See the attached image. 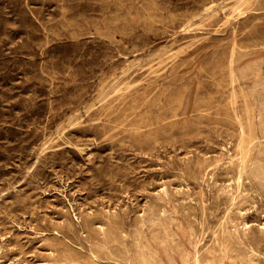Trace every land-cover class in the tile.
<instances>
[{
    "label": "rangeland",
    "instance_id": "1",
    "mask_svg": "<svg viewBox=\"0 0 264 264\" xmlns=\"http://www.w3.org/2000/svg\"><path fill=\"white\" fill-rule=\"evenodd\" d=\"M220 1L0 0V264H207L242 220L264 264V0Z\"/></svg>",
    "mask_w": 264,
    "mask_h": 264
},
{
    "label": "bare ground",
    "instance_id": "2",
    "mask_svg": "<svg viewBox=\"0 0 264 264\" xmlns=\"http://www.w3.org/2000/svg\"><path fill=\"white\" fill-rule=\"evenodd\" d=\"M134 1V0H133ZM218 1V0H217ZM222 1V0H221ZM220 1V2H221ZM235 1V0H234ZM238 1V0H237ZM241 1V0H240ZM246 1H248V0H246ZM245 1V2H246ZM29 2V1H28ZM227 2H229L228 0H227ZM226 2V3H227ZM244 2V1H243ZM243 2H241L242 4H243V7H244V5L247 3H243ZM225 3V4H226ZM137 4H138V2H137ZM235 4V3H234ZM233 4V5H234ZM251 4V3H250ZM77 5V4H76ZM241 5V4H240ZM239 5V6H240ZM248 5V4H247ZM246 5V6H247ZM252 5H254V3L252 4ZM28 6H29V4H28ZM157 6V5H156ZM236 6H237V3H236ZM245 6V9L246 8H248V6L246 7ZM250 6V5H249ZM255 6V5H254ZM254 6H253V8H254ZM257 6V5H256ZM221 7V6H220ZM243 7H241V8H243ZM262 7V6H261ZM260 7V8H261ZM238 8H240V7H238ZM241 8H240V10H241ZM252 8V9H253ZM234 9H236V8H234ZM233 9V10H234ZM27 10H28V8H27ZM50 10V9H49ZM205 10V9H204ZM243 10H244V8H243ZM227 11H228V8H227ZM226 11V12H227ZM236 11V10H235ZM251 11V10H250ZM255 11V10H254ZM260 11V10H259ZM55 12V11H54ZM145 12V11H144ZM143 12V13H144ZM225 12V13H226ZM261 12V11H260ZM103 13V12H102ZM143 13H142V15H143ZM238 13V12H237ZM237 13H235V14H237ZM247 13V12H246ZM252 13V12H251ZM32 14V13H31ZM128 14H129V12H128ZM137 14V13H136ZM163 14V13H162ZM240 14H242L243 16H244V14H245V12L244 13H242V10H241V13ZM220 15V14H219ZM231 15V14H230ZM230 15H228V16H230ZM242 15H240L241 17H242ZM146 16H147V14H146ZM214 16H216V14L214 15ZM251 16V15H250ZM255 16V15H254ZM34 17V16H33ZM213 17V16H212ZM239 17V16H238ZM143 18V17H142ZM169 18H170V16H169ZM172 18V17H171ZM243 18V17H242ZM248 18V17H247ZM35 19H37V18H35ZM146 19V18H145ZM200 19V18H199ZM216 19V18H215ZM231 19H233V18H231ZM239 19H240V17H239ZM238 19V20H239ZM148 20V19H147ZM151 20V19H150ZM164 20V19H163ZM172 20H173V18H172ZM207 20V19H206ZM213 20V19H212ZM153 21V20H152ZM201 21V20H200ZM209 21V20H208ZM207 21V22H208ZM215 21V20H214ZM218 21V20H217ZM231 21V20H230ZM147 22V21H146ZM154 22V21H153ZM206 22V21H205ZM228 22V21H227ZM142 23V22H141ZM213 23V22H212ZM39 24H40V22H39ZM179 24V23H178ZM211 24V23H210ZM137 25H138V23H137ZM181 25V24H180ZM202 25V24H201ZM213 25V24H212ZM226 25V24H225ZM200 26V25H199ZM243 26V25H242ZM245 26V25H244ZM120 27V26H119ZM191 27V26H190ZM189 27V28H190ZM204 27V26H203ZM212 27V26H211ZM121 28V27H120ZM143 28V27H142ZM141 28V29H142ZM154 28V27H153ZM182 28V27H181ZM238 28V27H237ZM122 29V28H121ZM174 29V28H173ZM191 30H192V28H190ZM143 30V29H142ZM198 30L199 29H197V32H198ZM223 30V29H222ZM200 32H201V30H199ZM203 31V30H202ZM172 32V31H171ZM190 32V31H189ZM195 32V31H194ZM204 32H205V30H204ZM216 32V31H215ZM217 33H218V31H217ZM234 33V32H233ZM232 33V34H233ZM235 33H237V32H235ZM121 34V33H120ZM249 35V34H248ZM95 36V35H94ZM192 36V35H191ZM259 36V35H258ZM103 37V36H102ZM196 37V36H195ZM227 37V36H226ZM233 37V36H232ZM236 37V36H235ZM247 37V36H246ZM223 39V38H222ZM228 39V38H227ZM252 39V38H251ZM29 40V39H28ZM49 40V39H48ZM204 40V39H203ZM212 40H213V38H212ZM211 40V41H212ZM216 40V39H215ZM218 40V39H217ZM237 40V39H236ZM99 41H101V40H99ZM195 41V40H194ZM111 42V41H110ZM139 42V41H138ZM49 43V42H48ZM100 43V42H99ZM179 43V42H178ZM196 43H198V42H196ZM206 43V42H205ZM256 43V42H255ZM199 44V43H198ZM194 46V45H193ZM214 46V45H213ZM235 46L237 47V44H235ZM111 47H113L112 45H111ZM145 47V46H144ZM179 47V46H178ZM182 47V46H181ZM192 47V46H191ZM105 48V47H104ZM176 48V47H175ZM180 48V47H179ZM189 48V47H188ZM194 48V47H193ZM210 48V47H209ZM102 49V48H101ZM125 49V48H124ZM123 49V50H124ZM199 49V48H198ZM233 49H234V46H233ZM118 50V49H117ZM147 50V49H146ZM174 50V49H173ZM172 50V51H173ZM189 49H187V51H188ZM197 50V49H196ZM226 50V49H225ZM239 50H241V49H239ZM169 51V50H168ZM236 51V50H235ZM242 51V50H241ZM255 51V50H254ZM259 51V50H258ZM86 52V51H85ZM181 52V51H180ZM183 52V51H182ZM243 52H245V51H243ZM243 52H241V53H243ZM257 52V51H256ZM142 53V52H141ZM165 53H167V52H165ZM179 53V52H178ZM186 53V52H185ZM233 53H234V51H233ZM43 54V53H42ZM130 54V53H129ZM132 54V53H131ZM179 54H181V53H179ZM178 54V55H179ZM182 54H184V53H182ZM105 55V54H104ZM164 55V54H163ZM184 55H186V54H184ZM119 56L120 55H118V58H119ZM157 56V55H156ZM155 56V57H156ZM159 56V55H158ZM166 56H167V54H166ZM172 56V55H171ZM171 56H169V58L171 57ZM182 56V55H181ZM212 56V55H211ZM232 56H233V54H232ZM45 57V56H44ZM152 57V56H151ZM175 57V56H174ZM161 58H162V55H161ZM232 58V57H231ZM233 58H235V57H233ZM103 59V58H102ZM154 59V58H153ZM163 59V58H162ZM161 59V60H162ZM171 59V58H170ZM175 59H177V58H175ZM165 60V59H164ZM195 60V59H194ZM135 61V60H134ZM166 61V60H165ZM67 62V61H66ZM114 62V61H113ZM169 62V61H168ZM174 62V61H173ZM172 62V63H173ZM232 62H233V60H232ZM69 63V62H68ZM103 63V62H102ZM129 63V62H128ZM160 63V62H159ZM158 63V64H159ZM163 63V62H162ZM175 63V62H174ZM2 64V63H1ZM152 64H154V62L152 63ZM231 64V63H230ZM264 64V63H263ZM128 65V64H127ZM134 65V64H133ZM137 65V64H136ZM147 65V64H146ZM165 65H167V64H165ZM164 65V66H165ZM233 65V64H232ZM150 66V65H149ZM170 66V65H169ZM176 66V65H175ZM262 66V65H261ZM144 67V66H143ZM142 67V68H143ZM147 67V66H146ZM160 67V66H159ZM162 67V66H161ZM174 67V66H173ZM128 68V67H127ZM154 68V67H153ZM231 68H233L232 66H231ZM173 69H175V68H173ZM209 69V68H208ZM139 70V69H138ZM154 70V69H153ZM166 70V69H165ZM202 70V69H201ZM137 71V70H136ZM144 71V70H143ZM149 71V70H148ZM158 71H160L159 69H158ZM168 71V70H167ZM258 71V70H257ZM104 72V71H103ZM141 72V71H140ZM155 72V71H154ZM161 72V71H160ZM166 72V71H165ZM164 72V73H165ZM173 72V71H172ZM176 72V71H175ZM231 72H232V70H231ZM251 72V71H250ZM149 73V72H148ZM174 73V72H173ZM172 73V74H173ZM128 74V73H127ZM157 74V73H156ZM211 74V73H210ZM118 75V74H117ZM155 75V74H154ZM153 75V73H152V76H154ZM214 75V74H213ZM231 75H233V73L231 74ZM68 76V75H67ZM138 76H140V75H138ZM151 75H150V77H152ZM161 76V75H160ZM172 76V75H171ZM157 77H159V76H157ZM189 77V76H188ZM234 77V76H233ZM102 78V77H101ZM114 78V77H113ZM112 78V79H113ZM118 78V77H117ZM160 78V77H159ZM197 78V77H196ZM209 78V77H208ZM97 79V78H96ZM151 79V78H150ZM211 79V78H210ZM235 79V80H234ZM104 80V79H103ZM203 80V79H202ZM233 80L234 81H236V78L234 77L233 78ZM238 80V79H237ZM90 81V80H89ZM105 81V80H104ZM121 81V80H120ZM120 81H118V82H120ZM197 81V80H196ZM101 82V81H100ZM99 82V83H100ZM147 82V81H146ZM209 82V81H208ZM109 83V82H108ZM134 83V82H133ZM153 83H155V82H153ZM180 83V82H179ZM187 83V82H186ZM96 84V83H95ZM111 84V83H110ZM131 84V83H130ZM129 84V85H130ZM168 84V83H167ZM77 85V84H76ZM144 85V84H143ZM163 85V84H162ZM169 85V84H168ZM178 85V84H177ZM235 85V84H234ZM238 85V84H237ZM13 86V85H12ZM107 86H109V85H107ZM125 86V85H124ZM96 87V86H95ZM123 87V86H122ZM120 88V87H119ZM124 88V87H123ZM129 88V87H128ZM134 88V87H133ZM156 88V87H155ZM163 88V87H162ZM161 88V89H162ZM230 88H233V87H231L230 86ZM106 89V88H105ZM113 89V88H112ZM121 90V89H120ZM243 90V89H242ZM262 90H264V89H262ZM106 91V90H105ZM110 91V90H109ZM128 91V90H127ZM130 91H132V88H131V90H129L128 92H130ZM137 91V90H136ZM211 91V90H210ZM214 91H216V90H214ZM224 91V90H223ZM235 91V90H234ZM240 91V90H239ZM102 92V91H101ZM118 92V91H117ZM116 92V93H117ZM126 92V91H125ZM205 93V92H204ZM244 93H245V91H244ZM244 93H242V96H243V94ZM102 94V93H101ZM105 94H107V93H105ZM112 94V93H111ZM114 94V93H113ZM122 94V93H121ZM144 94V93H143ZM142 94V95H143ZM158 94V93H157ZM170 94H171V92H170ZM233 94H235V92L233 93ZM130 95V94H129ZM237 95H238V93H237ZM32 96V95H31ZM126 96V95H125ZM136 96V95H135ZM234 96V95H233ZM100 97H101V95H100ZM109 97V96H108ZM114 97H116V96H114ZM106 98V97H105ZM112 98V97H111ZM118 98V97H117ZM137 98V97H136ZM155 98V97H154ZM167 98V97H166ZM209 98V97H208ZM233 98H236V96L235 97H232V100H233ZM243 98H244V96H243ZM95 99V98H94ZM99 99V98H98ZM101 99V98H100ZM104 99V98H103ZM113 99V98H112ZM116 99V98H115ZM105 100V99H104ZM107 100H108V98H107ZM110 100V99H109ZM118 100H120V98L118 99ZM152 100V99H151ZM166 101V100H165ZM234 101V100H233ZM237 101V100H236ZM245 101V100H244ZM123 102V101H122ZM121 102V103H122ZM129 102V101H128ZM97 103V102H96ZM105 103V102H104ZM109 103V102H108ZM107 103V104H108ZM135 103V102H134ZM218 103V102H217ZM232 104V103H231ZM236 104H237V102H236ZM103 105H106V104H103ZM117 105V104H116ZM152 105V104H151ZM245 105H246V103H245ZM90 106V105H89ZM138 106V105H137ZM105 107V106H104ZM116 107V106H115ZM122 107H123V105H122ZM126 107V106H125ZM150 107V106H149ZM179 107V106H178ZM200 107V106H199ZM245 107V106H244ZM93 108V107H92ZM94 108H95V106H94ZM102 108V107H101ZM134 108V107H133ZM136 108V107H135ZM144 108V107H143ZM148 108V107H147ZM175 108H177L176 106H175ZM233 108V107H232ZM97 109V108H96ZM247 110H248V108H246ZM138 110V109H137ZM177 110V109H176ZM234 110V109H233ZM97 111V110H96ZM109 111V110H108ZM133 111V110H132ZM243 111V110H242ZM90 112V111H89ZM254 112V111H253ZM87 113V112H86ZM130 113V112H129ZM141 113V112H140ZM234 113H235V111H234ZM249 113V112H248ZM172 114V113H171ZM240 114V113H239ZM245 114H247V113H245ZM254 114H255V112H254ZM87 115V114H86ZM125 115H127V114H125ZM176 115V114H175ZM235 116H237L236 115V113L234 114ZM244 115V114H243ZM248 115V114H247ZM89 116V115H88ZM115 116V115H114ZM200 116V115H199ZM208 116V115H207ZM249 116V115H248ZM255 116V115H254ZM79 117V116H78ZM118 117V116H117ZM171 117V116H170ZM238 117V116H237ZM258 122H257V120H256V118H255V122L253 121V128H254V130H255V132H252L254 135H255V133L257 132V133H261V134H264V111L262 110H260L259 111V115H258ZM87 118V117H86ZM85 118V119H86ZM97 118V117H96ZM137 118V117H136ZM75 119H77V118H75ZM79 119V118H78ZM233 119V118H232ZM248 119H249V117H248ZM227 120V119H226ZM242 120V119H241ZM83 121V120H82ZM81 121V122H82ZM95 121V120H94ZM110 121V120H109ZM133 121V120H132ZM230 121V120H229ZM239 121V120H238ZM102 122V121H101ZM49 123V122H48ZM83 123V122H82ZM100 123V122H99ZM171 123V122H170ZM234 123V122H233ZM238 123H241V122H238ZM249 123V122H248ZM65 124V123H64ZM75 124V123H74ZM73 124V125H74ZM80 124V123H79ZM97 124V123H96ZM201 124V123H200ZM210 124V123H209ZM250 124V123H249ZM77 125H78V123H77ZM93 125V124H92ZM95 125V124H94ZM104 125H107V124H104ZM129 125V124H128ZM242 125H243V123H242ZM127 126V125H126ZM204 126V125H203ZM221 126V125H220ZM238 126H239V124H238ZM41 127V126H40ZM91 127V126H90ZM128 127V126H127ZM250 127V126H249ZM64 128H66V127H64ZM78 128V127H77ZM217 128V127H216ZM239 128V127H238ZM252 128V129H253ZM90 129V128H89ZM93 129V128H92ZM91 129V131H93ZM211 129V128H210ZM242 129H244V128H242ZM4 130V129H3ZM44 130V129H43ZM249 130H250V128H249ZM2 131V130H1ZM46 131V130H45ZM97 131V130H96ZM127 131V130H126ZM165 131V130H164ZM223 131V130H222ZM233 131V130H232ZM252 131V130H251ZM132 132V131H131ZM143 132V131H142ZM230 132V131H229ZM249 132V131H248ZM58 133H60V131L58 132ZM67 133V132H66ZM85 133V132H84ZM241 133V132H240ZM239 133V134H240ZM245 133V132H244ZM116 134V133H115ZM114 134V135H115ZM138 134V133H137ZM226 134H228V133H226ZM242 134V133H241ZM240 134V135H241ZM47 135V134H46ZM209 135V134H208ZM218 135V134H217ZM221 135V134H220ZM249 135H250V133H249ZM252 135V134H251ZM253 135V136H254ZM85 136V135H84ZM113 136V135H112ZM181 136V135H180ZM256 136H257V134H256ZM261 136V135H260ZM52 137V136H51ZM133 137V136H132ZM217 137V136H216ZM220 137V136H219ZM243 137V136H242ZM103 138V137H102ZM109 138H111L110 136H109ZM229 138V137H228ZM245 138H246V136H245ZM219 139V138H218ZM233 139H235V138H233ZM239 139V138H238ZM243 139V138H242ZM248 139H250V138H248ZM252 139H255V136H254V138H252ZM110 140V139H109ZM220 140V139H219ZM231 140V139H230ZM49 141V140H48ZM107 141V140H106ZM115 141V140H114ZM174 141V140H173ZM233 141V140H232ZM236 141V140H235ZM242 141V140H241ZM244 141H245V139H244ZM50 142V141H49ZM60 142V141H59ZM88 142V141H87ZM248 142V141H247ZM260 142V141H259ZM48 143V142H47ZM54 143V142H53ZM57 143H58V141H57ZM238 143V142H237ZM243 143H245V142H243ZM252 143V142H251ZM255 143V142H254ZM253 143V144H254ZM46 144V143H45ZM114 144V143H113ZM128 144V143H127ZM212 144V143H211ZM259 144V143H258ZM260 144H262V143H260ZM54 145V144H53ZM119 145V144H118ZM219 145V144H218ZM240 145H241V143H240ZM244 146H246L245 144H243ZM254 145H256V144H254ZM253 145V146H254ZM46 146V145H45ZM74 146V145H73ZM88 146V145H87ZM89 146H90V144H89ZM93 146H95V145H93ZM112 146V145H111ZM209 146V145H208ZM230 146V145H229ZM234 146V145H233ZM257 146V145H256ZM55 147V146H54ZM68 147V146H67ZM74 147H76V146H74ZM107 147H108V145H107ZM131 147V146H130ZM216 147V146H215ZM39 148H41V147H39ZM48 148V147H47ZM71 148V147H70ZM112 148V147H111ZM240 148V147H239ZM246 148H247V146H246ZM245 148V149H246ZM251 148V147H250ZM248 149V150H250L251 151V149H253V148H251V149ZM258 148V147H257ZM52 149V148H51ZM109 149V148H108ZM178 149H180V148H178ZM246 149V150H247ZM46 150V149H45ZM54 150V149H53ZM83 150V149H82ZM112 150V149H111ZM134 150V149H133ZM173 150V149H172ZM200 150V149H199ZM219 150V149H218ZM236 150V149H235ZM240 150H242V149H240ZM255 150V149H254ZM242 151H244V150H242ZM242 151H240L241 153H243ZM46 152V151H45ZM48 152V151H47ZM46 152V153H47ZM57 153H58V151H56ZM248 152V151H247ZM92 153V152H91ZM113 153H114V151H113ZM161 153V152H160ZM159 153V154H160ZM177 153V152H176ZM175 153V154H176ZM186 153V152H185ZM203 153V152H202ZM245 153V152H244ZM51 154V153H50ZM157 154V153H156ZM239 154V153H238ZM250 153H248L247 155H249ZM187 155V154H186ZM245 155V154H244ZM253 155V154H252ZM166 156V155H165ZM231 156V155H230ZM243 156V155H242ZM40 157V156H39ZM55 157V156H54ZM232 157V156H231ZM230 157V158H231ZM239 157V155H237V157H236V159ZM256 157V156H255ZM74 158V157H73ZM171 158V157H170ZM243 158V157H242ZM254 158V157H253ZM172 159V158H171ZM170 159V160H171ZM188 159V158H187ZM247 159V158H246ZM250 159V158H249ZM248 159V160H249ZM43 160V159H42ZM108 160V159H107ZM117 160V159H116ZM176 160H178V159H176ZM232 160H233V158H232ZM241 160H243V159H241ZM254 160V159H253ZM110 161V160H109ZM250 161V160H249ZM255 161V160H254ZM159 162V161H158ZM225 162V161H224ZM239 162V161H238ZM240 162H242V161H240ZM252 162V161H251ZM64 163V162H63ZM111 163V162H110ZM109 163V164H110ZM118 163V162H117ZM211 163V162H210ZM235 163V162H234ZM233 163V164H234ZM244 163H247V161L245 162L244 161ZM35 164H37V163H35ZM106 164V163H105ZM116 164V163H115ZM122 164V163H121ZM232 164V165H233ZM164 165V164H163ZM212 165V164H211ZM228 165V164H227ZM175 166V165H174ZM220 166V165H219ZM250 166V165H249ZM117 167V166H116ZM119 167V166H118ZM131 167V166H130ZM234 167V166H233ZM241 167V166H240ZM21 168V167H20ZM106 168H107V166H106ZM177 168V167H176ZM175 168V169H176ZM220 168V167H219ZM242 168V167H241ZM34 169V168H33ZM173 169H174V167H173ZM250 169V168H249ZM111 170V169H110ZM161 170V169H160ZM239 170H241L240 168H239ZM109 171V170H108ZM163 171V170H162ZM192 171V170H191ZM31 172V171H30ZM165 172V171H164ZM164 172H162V173H164ZM182 172V171H181ZM239 172V171H238ZM201 173H202V171H201ZM241 173H243V172H241ZM120 174V173H119ZM181 174V173H180ZM191 174V173H190ZM253 177H256V178H259V177H262V176H264V166L262 165V166H258V168H256L254 171H252L251 173H250ZM184 176H185V174H183ZM200 175V174H199ZM207 175V174H206ZM237 175V174H236ZM243 175H244V173H243ZM124 176V175H123ZM218 176V175H217ZM242 176V175H241ZM238 177V176H237ZM243 177V176H242ZM228 178V177H227ZM244 178V177H243ZM134 179V178H133ZM137 179V178H136ZM215 179V178H214ZM239 179H241V177L239 178ZM251 180V179H250ZM214 181V180H213ZM186 182V181H185ZM234 182V181H233ZM132 183V182H131ZM134 183V182H133ZM237 183V182H236ZM253 183V182H252ZM14 184V183H13ZM111 184V183H110ZM187 184V183H186ZM203 184H205L204 182H203ZM242 184V183H241ZM12 186V185H11ZM208 186V185H207ZM239 186V185H238ZM216 187V186H215ZM242 187V186H241ZM253 187V186H252ZM258 187V186H257ZM256 187V188H257ZM227 188V187H226ZM239 188V187H238ZM259 188V187H258ZM17 189V188H16ZM240 189V188H239ZM163 191V190H162ZM182 191V190H181ZM205 191V190H204ZM203 191V192H204ZM234 191V190H233ZM256 191V190H255ZM44 192V191H43ZM232 192V191H231ZM240 192V191H239ZM257 192V191H256ZM256 192H254V193H256ZM208 193V192H207ZM66 194V193H65ZM205 194V193H204ZM209 194V193H208ZM218 194V193H217ZM43 195V194H42ZM206 195V194H205ZM250 195V194H249ZM249 195H247V196H249ZM68 196V195H67ZM204 196V195H203ZM217 196V195H216ZM258 196V195H257ZM188 197V196H187ZM208 197V196H207ZM62 198V197H61ZM64 198H66V197H64ZM75 198H76V196H75ZM156 198V197H155ZM198 198V197H197ZM243 198V197H242ZM248 198V197H247ZM261 198V197H260ZM2 199V198H1ZM42 199H44V198H42ZM197 200V199H196ZM206 200V199H205ZM237 200H238V196H234L233 194H231V206H232V208L230 209V210H233L235 207H237V205H238V202H237ZM194 201V200H193ZM199 201V200H198ZM202 201V200H201ZM225 201V200H224ZM62 202V201H61ZM165 202V201H164ZM210 202V201H209ZM99 203V202H98ZM193 203V202H192ZM248 203V202H247ZM77 204V203H76ZM79 204V203H78ZM165 204V203H164ZM200 204V203H199ZM13 205V204H12ZM71 205V204H70ZM230 205V204H229ZM67 206V205H66ZM98 206V205H97ZM106 206V205H105ZM126 206V205H125ZM215 206V205H214ZM226 206V205H225ZM48 207V206H47ZM94 207V206H93ZM103 207V206H102ZM160 207V206H159ZM191 207V206H190ZM205 207V206H204ZM209 207V206H208ZM41 208V207H40ZM81 208V207H80ZM95 208V207H94ZM109 208V207H108ZM126 208V207H125ZM135 208V207H134ZM207 208V207H206ZM38 209V208H37ZM42 209V208H41ZM64 209V208H63ZM77 209V208H76ZM127 209V208H126ZM216 209V208H215ZM86 210V209H85ZM145 210V209H144ZM143 210V211H144ZM207 210H208V208H207ZM229 210V211H230ZM237 210H238V212H239V214L238 215H240L241 217L242 216H244L245 215V213L243 212V210H241V208H237ZM35 211H37V210H35ZM39 211H41V210H39ZM113 211H114V209H113ZM120 211V210H119ZM152 211V210H151ZM248 211V210H247ZM68 212V211H67ZM105 212V211H104ZM164 212V211H163ZM206 212V211H205ZM209 212V211H208ZM38 213V212H37ZM71 213V212H70ZM181 213V212H180ZM203 213V212H202ZM230 213H231V211H230ZM136 214V213H135ZM12 215V214H11ZM45 215V214H44ZM95 215V214H94ZM126 215V214H125ZM206 215V214H205ZM252 215V214H251ZM256 215V214H255ZM35 216V215H34ZM69 216V215H68ZM80 216V215H79ZM86 216V215H85ZM110 216V215H109ZM142 216V215H141ZM262 216V215H261ZM38 217V216H37ZM91 217V216H90ZM126 217V216H125ZM137 217V216H136ZM209 217V216H208ZM213 217H214V215H213ZM224 217V216H223ZM227 217V216H226ZM81 218V217H80ZM103 218H105V217H103ZM131 218V217H130ZM134 218V217H133ZM132 218V219H133ZM189 218V217H188ZM210 218V217H209ZM264 218V217H263ZM74 219V218H73ZM242 219V218H241ZM52 220V219H51ZM127 220V219H126ZM134 220V219H133ZM211 220H212V218H211ZM229 220V219H228ZM6 221V220H5ZM17 221H19V220H17ZM31 221H33V220H31ZM35 221V220H34ZM53 221V220H52ZM107 221V220H106ZM105 221V222H106ZM121 221V220H120ZM131 221V220H130ZM189 221V220H188ZM192 221V220H191ZM227 221V220H226ZM251 221V220H250ZM4 222V221H3ZM2 222V223H3ZM27 222V221H26ZM55 222V221H54ZM190 222V221H189ZM258 222V221H257ZM15 223V222H14ZM18 223V222H17ZM23 223H24V221H23ZM41 223V222H40ZM46 223V222H45ZM110 223V222H109ZM137 223V222H136ZM231 224H232V226H231V228L230 229H227V230H225L224 231V234H223V236L222 237H220V238H216L215 239V245H218V249L217 248H212V249H210V250H208L207 251V255H206V258H205V261L207 262V264H240L241 263V260H243L244 258L245 259H247V261L250 263V264H256V258H260V257H262V255L261 254H259L253 247H252V245H251V242L248 240V236H249V232H250V225H249V223H247L245 220H242L240 223H235L234 221L233 222H230ZM19 224V223H18ZM17 224V225H18ZM60 224V223H59ZM126 224V223H125ZM227 224V223H226ZM2 225V224H1ZM27 225V224H26ZM66 225V224H65ZM224 225V224H223ZM21 226V225H20ZM38 226V225H37ZM229 226V225H228ZM4 227V226H3ZM16 227V226H15ZM33 227V226H32ZM61 227V226H60ZM124 227V226H123ZM19 228V227H18ZM33 228H35V227H33ZM48 228H49V226H48ZM171 228V227H170ZM3 229V228H2ZM14 229V228H13ZM21 229V228H20ZM95 229V228H94ZM101 229H102V227H101ZM5 230V229H4ZM9 230V229H8ZM10 230H11V228H10ZM49 230V229H48ZM80 230V229H79ZM124 230H125V228H124ZM14 231V230H13ZM98 231V230H97ZM5 232H7V231H5ZM20 232V231H19ZM38 232V231H37ZM71 232H72V230H71ZM76 232V231H75ZM86 232V231H85ZM211 232H213V231H211ZM260 232H261V234H262V242H264V227H262V228H260ZM1 233V232H0ZM32 233V232H31ZM30 233V234H31ZM44 233V232H43ZM49 233H50V231H49ZM82 233V232H81ZM130 233H132V232H130ZM7 234H9V233H7ZM19 234V233H18ZM212 234V233H211ZM220 234V233H219ZM34 235V234H33ZM45 235V234H44ZM80 234H77V236H79ZM3 236H5V235H3ZM40 236V235H39ZM38 236V237H39ZM41 236H43V235H41ZM71 236V235H70ZM84 236H85V234H84ZM125 236V235H124ZM208 236V235H207ZM216 236V235H215ZM17 237V236H16ZM15 237V238H16ZM47 237V236H46ZM54 237V236H53ZM56 237V236H55ZM76 237V236H75ZM193 237V236H192ZM191 237V238H192ZM204 237V236H203ZM35 238H37V237H35ZM64 238H66V237H64ZM94 238H95V236H94ZM128 238V237H127ZM207 238V237H206ZM56 239H58V238H56ZM83 239V238H82ZM134 239V238H133ZM41 240V239H40ZM78 240V239H77ZM85 240V239H84ZM90 240V239H89ZM200 240V239H199ZM204 240V239H203ZM33 241V240H32ZM10 242H11V240H10ZM61 242V241H60ZM69 242V241H68ZM87 242V241H86ZM129 242V241H128ZM204 242V241H203ZM0 243H1V241H0ZM5 243V242H4ZM6 243H7V241H6ZM67 243V242H66ZM120 243V242H119ZM202 243V242H201ZM19 244H20V242H19ZM28 244V243H27ZM33 244V243H32ZM45 244V243H44ZM12 245V244H11ZM14 245V244H13ZM15 245H16V243H15ZM14 245V246H15ZM76 245H77V243H76ZM67 246V245H66ZM65 246V247H66ZM135 246V245H134ZM207 246V245H206ZM12 247V246H11ZM67 247H69V245L67 246ZM85 247V246H84ZM6 248V247H5ZM22 248V247H21ZM24 248V247H23ZM72 248V247H71ZM124 248H125V246H124ZM9 249H11L10 247H9ZM131 249V248H130ZM0 250H2V246H1V249ZM38 250V249H37ZM74 250V249H73ZM77 250V249H76ZM5 250H3V252H4ZM20 251V250H19ZM2 252V251H1ZM22 252V251H21ZM20 252V253H21ZM31 252V251H30ZM29 252V253H30ZM40 252V251H39ZM79 252H80V250H79ZM132 252V251H131ZM9 253V252H8ZM66 252H64V254H65ZM91 253V252H90ZM233 253H236L237 254V257L235 258V257H233ZM23 255H24V253H22ZM80 254V253H79ZM82 254V253H81ZM205 254V253H204ZM4 255V254H3ZM15 255L16 254H14V257H15ZM28 255V254H27ZM35 255V254H34ZM62 255V254H61ZM90 255V254H89ZM106 255V254H105ZM57 256V255H56ZM55 256V257H56ZM66 256H67V253H66ZM93 256H94V254H93ZM137 256V255H136ZM3 257V256H2ZM46 257V256H45ZM72 257V256H71ZM84 257V256H83ZM107 257V256H106ZM6 258V257H5ZM4 258V259H5ZM24 258V257H23ZM52 258H53V254H52ZM64 258H65V256H64ZM86 258V257H85ZM89 258V257H88ZM96 258V257H95ZM100 258V257H99ZM26 259V258H25ZM51 259V258H50ZM128 259V258H127ZM80 260V259H79ZM73 261V260H72ZM111 261V260H110ZM126 261V260H125ZM264 261V260H263ZM20 262H21V260H20ZM23 262H27V261H24L23 260ZM88 262V261H87ZM91 262V261H90ZM94 262V261H93ZM76 263V262H75ZM86 263V262H85ZM92 263V262H91ZM88 264V263H87ZM193 264H203V261H202V256H201V254H200V251L197 249V247H195V254H194V256H193Z\"/></svg>",
    "mask_w": 264,
    "mask_h": 264
}]
</instances>
